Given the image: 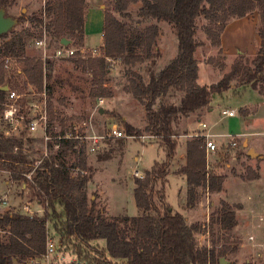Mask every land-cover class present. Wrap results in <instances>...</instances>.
Segmentation results:
<instances>
[{
	"label": "trees",
	"instance_id": "1",
	"mask_svg": "<svg viewBox=\"0 0 264 264\" xmlns=\"http://www.w3.org/2000/svg\"><path fill=\"white\" fill-rule=\"evenodd\" d=\"M86 2L46 0L43 15L30 17L31 27L0 37V88L8 84L9 91L26 95L19 101L21 104L34 94L31 87L35 93L52 96L50 61L29 56L27 48L44 37L50 38V46L54 44L56 48L63 39L71 40L70 46L83 47ZM13 3L14 0H0L4 8ZM133 5L139 6L135 12L130 10ZM255 11H259L261 18L260 47L252 63L238 59L218 83L200 85L195 56L200 46L196 37L198 19L208 21L204 28L207 38L213 47L220 48L229 21ZM153 22L172 25L178 39L176 57L162 68L158 67L159 27ZM103 34L102 56L83 60L78 55L70 59L92 73V97H110L105 86L111 72L110 60L125 67L130 76L127 91L146 113L144 132L157 139L167 161L156 163L144 178L134 179L137 216H111L88 194L92 180L88 174V141L77 138L81 133L77 134L74 128L55 133L52 103H48V133L54 139L48 144V155L40 160L31 153L36 139L27 136V132L31 133V120L23 121L26 130L11 131L9 135L7 123L2 122L0 172L9 175V183L29 188L37 202L48 209L40 215L15 210L0 214V264L43 260L52 214H57L58 206L63 209L64 222L56 228L59 238L55 255L71 247L82 264H221L220 257L228 249L220 250L218 255L216 249L200 246L196 236L202 232V226L189 224L182 213L175 211L166 200L165 189L179 138L187 135L177 127L184 118L213 110L214 99L231 90L233 83L236 88H251L264 97V0H112L111 9L105 10ZM9 91L0 89V113L8 102ZM61 124L64 125L63 120ZM125 127L129 136L140 134L129 124ZM69 133L70 139H56ZM238 147H224L225 151L218 153L210 164L205 138L194 136L187 141L186 162L176 171L186 179L187 208L196 207L202 191H223L227 177L223 172L230 159L239 160L242 155L251 159L243 146ZM113 151L111 148L108 154ZM247 173L249 180L259 179L251 168H247ZM216 216L222 230L230 232L237 226L235 210L227 203H223ZM99 241H105L101 250L95 249Z\"/></svg>",
	"mask_w": 264,
	"mask_h": 264
},
{
	"label": "rangeland",
	"instance_id": "2",
	"mask_svg": "<svg viewBox=\"0 0 264 264\" xmlns=\"http://www.w3.org/2000/svg\"><path fill=\"white\" fill-rule=\"evenodd\" d=\"M46 0H14L7 7V15L18 20V25L12 31H21L31 27L30 17L35 14L43 15ZM86 14L89 8L94 9L88 13L89 43H84L87 56L83 60L103 55L105 37L103 10L96 8L104 6L105 10L111 9L112 0H87ZM139 6H131L135 12ZM117 19L124 20L118 13H114ZM259 11H255L244 18H235L229 21L222 36L220 48L213 47L204 31L208 21L199 18L197 21V40L200 46L195 56L199 65L200 85L211 86L218 83L221 78L231 70L232 65L238 59L252 63L260 47L259 29L261 25ZM125 22V20H124ZM235 22V23H234ZM130 23V22H129ZM159 27L158 49L161 53L158 59V67H164L176 57L178 53V39L175 29L167 22H153ZM47 52L35 44V41L27 48V54L33 57H41L53 54L56 46H50ZM51 63V80L53 86L52 96L46 93V99L42 93L26 97L24 104L20 103L22 119L19 121L18 131L26 130L24 120L33 119L32 105L43 104L44 101L52 103L55 118L56 132L63 129L72 131L78 128L84 135L98 134L104 137L98 144L96 151H92V141L88 142V166L92 180L88 185L89 197L95 198L99 207L106 209L111 216L128 215L137 216L138 209L134 198V179L144 178L147 171L152 170L156 163L167 161L165 151L157 144V139L144 132L146 126L144 107L127 91L130 76L126 75L125 67L118 61L110 60L111 72L107 77V87L110 97H92L93 75L89 71L70 60L48 59ZM35 92V89L31 87ZM251 88H233L213 101L214 116L208 114H194L184 118L177 126L181 133L187 132L179 138L177 153L171 162L166 186L167 202L175 211L184 215L189 224L198 223L202 226V232L196 238L200 246L219 251L227 248L228 252L221 256L226 264H264V162L260 159H248L245 155L239 160L230 159L224 172L226 180L221 193H208L202 191L200 202L195 208L189 209L186 205L187 184L186 179L176 174V171L186 162L187 141L198 134L210 132L212 134L236 135V148L244 147L248 143L246 152L250 148H257L264 154V97ZM261 109L257 112V106ZM225 109L235 110V118H221ZM205 111V110H204ZM203 111V113H204ZM257 112V114H256ZM254 114V115H253ZM253 115V116H251ZM252 117L255 127H244L242 118ZM48 118H50L48 109ZM63 120L64 125L61 124ZM202 122L209 125L208 131H203ZM0 121V127H1ZM6 124V123H5ZM125 124L134 127L140 134L129 136ZM117 125L124 133L123 138L108 136L111 126ZM8 130H13L8 125ZM246 131L242 136L239 133ZM238 133V134H237ZM247 133V134H248ZM28 137L36 139L31 151L33 158H44L45 147L43 132L29 133ZM218 148L215 152L208 153V161L212 164L218 153L224 152L229 146L226 137L214 138ZM120 145H119V143ZM94 146V145H93ZM225 147V148H224ZM114 151L108 154V151ZM257 152V153H258ZM49 153V152H48ZM184 154V158L180 155ZM262 156V155H261ZM247 168H251L259 174V179L249 180ZM160 186H158L159 188ZM223 203L229 204L236 213L237 226L230 232L222 230L216 216L223 207ZM238 207V208H237ZM48 207L37 202L29 188H20L17 184L9 183V175L0 172V214L15 210L28 215L43 214ZM63 209L57 207V214H52L50 226V238L57 242L59 236L56 228L63 224ZM213 216H215L213 218ZM214 220V223H213ZM2 233V232H1ZM3 234V233H2ZM64 248L52 256L54 264H82L75 250ZM102 244L95 245V249L101 250ZM119 264H122L121 262Z\"/></svg>",
	"mask_w": 264,
	"mask_h": 264
},
{
	"label": "built area",
	"instance_id": "3",
	"mask_svg": "<svg viewBox=\"0 0 264 264\" xmlns=\"http://www.w3.org/2000/svg\"><path fill=\"white\" fill-rule=\"evenodd\" d=\"M104 35V34H103ZM35 44L40 47L41 49L45 50L47 52L49 43L48 39L44 37L42 40L35 41ZM97 54L96 50L93 51V56L96 57L95 55ZM80 56L82 58H85L87 56L86 54V49L84 47H75V46H64L61 45L57 47L53 54L51 55L52 58L55 59H60V60H68L70 58ZM50 58V55H46L45 60L52 59ZM33 91V90H32ZM33 95H36L34 92ZM26 95H22L17 91H9L8 93V102L5 105V109L3 110L2 113H0V121L5 122L9 125L13 126V130L7 131L6 134L9 135L11 131H18L19 129V121L22 119V115L20 113L21 107L19 101L24 98ZM42 96L44 99H46V92L42 93ZM32 112H33V119L30 121L28 127L29 131L31 133H35L37 131L43 132V140H44V147H45V155H48V144L51 142L54 137L50 133H48V123H49V118H48V107H47V102L44 101L42 105L38 103H34L32 105ZM237 115V112L235 110H230V109H225L222 111V117L223 119L225 118H234ZM201 127L203 131H208L209 130V125L206 122H202ZM56 134H60V131L56 132V128H54ZM75 131L77 134H79V130L77 127H75ZM79 134L77 138H81L82 140H86L88 142L92 141L93 145L91 150L96 151V148L98 147V144L101 140L104 139L103 136L101 135H82ZM109 137L113 138H123L124 133L119 130L117 125H113L110 127L109 132H108ZM197 136H202L205 138L206 142V151L208 153L215 152L218 148V145L214 138H220V137H226L229 140V145L236 147L237 145V136L234 134H212L210 132L203 133V134H198ZM72 138L71 134H66L65 136H59L56 137L57 140L61 139H70ZM58 148V146H56ZM57 251V243L53 241L51 238L48 239L47 242V249H46V254L44 256V259L39 261V260H33L30 262V264H50L52 256L55 255Z\"/></svg>",
	"mask_w": 264,
	"mask_h": 264
},
{
	"label": "water",
	"instance_id": "4",
	"mask_svg": "<svg viewBox=\"0 0 264 264\" xmlns=\"http://www.w3.org/2000/svg\"><path fill=\"white\" fill-rule=\"evenodd\" d=\"M17 25L18 20L14 17L8 16L6 8L0 6V37L9 34ZM61 43L64 46H70L72 44V41L63 39ZM0 89L9 91V85L5 84ZM244 147H247V143H245ZM248 154L251 157H258V154L252 148L249 149ZM220 262L221 264H226V261L224 259H221Z\"/></svg>",
	"mask_w": 264,
	"mask_h": 264
},
{
	"label": "crops",
	"instance_id": "5",
	"mask_svg": "<svg viewBox=\"0 0 264 264\" xmlns=\"http://www.w3.org/2000/svg\"><path fill=\"white\" fill-rule=\"evenodd\" d=\"M96 8H99V9H102L103 10V18H104V23H105V9H104V6H98V7H96ZM94 9V6H92L91 8H89L88 9V11H87V15H88V13H89V11H91V10H93ZM87 17L88 16H86V23H85V42H87V43H89V42H91L90 41V35H89V30H88V28H87V26H88V20H87ZM235 23V22H234ZM103 34V33H102ZM263 98V97H262ZM264 99V98H263ZM264 105V103H260V106L262 107ZM257 106V105H256ZM260 106H257V112L261 109V107ZM214 112H215V109H213V110H211V111H209V112H204L203 114H202V116H204V115H206V114H208V117H213L214 116ZM257 112H256V114H257ZM254 115V114H253ZM253 115H251V116H253ZM235 118V117H234ZM242 118V117H241ZM243 120H244V127L245 128H248V127H255V120H253L254 118H252V117H246V118H242ZM207 123V122H206ZM38 132H40V131H38ZM246 133V135H250V133H248V132H246V131H243V132H241V133H237L238 135H240V136H242V135H244ZM248 133V134H247ZM228 134H231L230 132L228 133ZM245 143L246 142H244V144L243 145H245ZM247 146H248V143H247ZM251 149V148H250ZM252 149H254L255 150V152L257 153L258 151V149L257 148H252ZM249 151V150H248ZM258 154V157H251V158H257V159H260V161L261 162H264V154L263 153H261V152H258L257 153ZM262 155V156H261ZM180 158H184V154H181L180 155ZM173 208V207H172ZM174 209V208H173ZM99 243L100 244H102V247H105V241H99Z\"/></svg>",
	"mask_w": 264,
	"mask_h": 264
}]
</instances>
